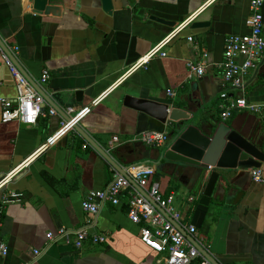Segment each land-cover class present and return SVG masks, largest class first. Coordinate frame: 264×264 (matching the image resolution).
Segmentation results:
<instances>
[{
  "label": "crops",
  "instance_id": "crops-1",
  "mask_svg": "<svg viewBox=\"0 0 264 264\" xmlns=\"http://www.w3.org/2000/svg\"><path fill=\"white\" fill-rule=\"evenodd\" d=\"M112 2L109 15L101 0H52L63 7L62 16L56 18L35 14L33 0H0L1 40L10 51L19 48L14 57L36 84L42 71L49 70L50 81L40 86L47 95L45 109L52 107L59 114L41 118L35 126L5 124L0 104V180L33 156L59 129L67 108L79 110L109 90L78 130L36 155L0 191V264H164L159 262L161 255L141 242V226L128 217L125 198L120 205L106 202L96 215L88 214L82 206L90 193L106 189L119 173L82 134L107 152L122 173L133 164L159 161L160 150L171 141L174 123L163 125L127 106V98L180 109L188 108L195 99L194 111L203 108L205 121L216 127L224 123L247 137L257 135L264 151V114L243 110L228 120L221 117L226 39L249 33L251 0H219L207 7L195 22L208 26L186 28L167 47L166 58L156 57L146 67L135 69L143 56L205 1ZM153 16L176 25L161 24L152 20ZM190 36L194 43L188 41ZM204 53L206 73L202 78L188 79V61L199 62ZM0 82V98L17 96L15 80L1 55ZM168 90L176 95L170 97ZM229 95L264 103V57L245 77L242 88L231 90ZM143 132L166 134L169 141L160 147L136 142ZM115 137L120 143H112ZM166 163L145 165L155 167L152 182L160 183L164 195H175L182 226L197 228L192 238L177 224L184 234L195 245L202 244L220 264H264V181L255 182L251 171L217 169L219 179L210 203L205 205L202 193L194 194ZM148 188L139 191L144 194ZM6 199L12 202L5 204ZM61 228L72 233L87 229L107 241H86L81 249L75 247V241L49 244L48 234H57ZM3 245L8 248L6 255L2 254ZM193 264H199L198 260Z\"/></svg>",
  "mask_w": 264,
  "mask_h": 264
},
{
  "label": "built area",
  "instance_id": "built-area-1",
  "mask_svg": "<svg viewBox=\"0 0 264 264\" xmlns=\"http://www.w3.org/2000/svg\"><path fill=\"white\" fill-rule=\"evenodd\" d=\"M219 0H206L200 9L188 17L180 26L175 28L171 34L157 43L145 56H143L132 69L146 67L150 61L156 57L166 58V51L170 43L186 28L190 27L198 18L200 13L207 7L217 3ZM264 0H251L250 14L247 20L249 33L245 35H232L226 39L224 50V73L222 82V93L220 98L224 101L222 104L223 120H228L236 111H248L254 114H264V103H251L246 97L232 98L229 95L231 90L242 88L245 77L249 72L257 67L258 62L264 57ZM188 41L194 43L192 36L188 37ZM196 48V47H195ZM10 51V50H9ZM13 56L19 53V48L14 47L10 51ZM0 55L8 66L17 88V96L13 99L0 98L2 107L1 121L2 123L18 122L25 126H35L41 118L58 116V112L54 108L45 109L46 101L43 96L34 88L31 82L25 77L15 65L12 58L0 46ZM243 61H239V58ZM207 54H203V59L199 62L188 61V79L193 80L202 78L206 73ZM51 79V73L48 69H44L38 80L39 86L46 85ZM2 83L0 82V87ZM109 90L100 94L90 105L84 106L77 110L69 107L65 110L68 119L62 118L59 129L52 134L47 141L36 151V153L17 166L0 180V191L8 186L12 180L23 169L28 167L31 160L49 148L51 145L58 143L64 137L75 131V128L89 116L93 109L101 104L108 96ZM170 97L176 94L173 90H168ZM136 142H142L151 147H160L169 141V136L159 132H143L135 138ZM113 144L120 143L119 138L115 137ZM126 174L132 178L135 184L140 188L149 185L147 197L140 193L138 187L133 185L130 179L121 174L116 173L110 185L101 191H95L83 201L84 211L90 215L98 214L101 206L106 202L113 205L122 204L125 198L128 207V217L130 220L141 226V242L162 256L159 262L164 264H193L198 260L199 264H212V262L201 253L196 245L184 234L179 228L182 226V212L175 204V195H164L159 182H152V178L156 174L154 166L145 164H136L130 166L126 170ZM253 180L257 183L264 181V171L256 169L253 171ZM15 195L13 194L12 197ZM193 201V198H189ZM12 200H5V204ZM179 226H178V225ZM2 220L0 219V227ZM187 234L194 238L197 234V228L194 225L188 226ZM49 244L60 240L74 242L77 249H81L86 241L93 244L105 243L107 238L91 234L87 229H81L75 233L61 228L57 234H48ZM73 240V241H72ZM201 247L202 244L199 243ZM8 248L2 246V254L6 255ZM36 255L40 252L36 251Z\"/></svg>",
  "mask_w": 264,
  "mask_h": 264
},
{
  "label": "water",
  "instance_id": "water-1",
  "mask_svg": "<svg viewBox=\"0 0 264 264\" xmlns=\"http://www.w3.org/2000/svg\"><path fill=\"white\" fill-rule=\"evenodd\" d=\"M101 2L104 12L111 15L114 8L112 0H101ZM33 12L38 15L60 18L63 14V7L53 4L52 0H33ZM151 19L170 27H175L176 25L175 22L155 16L151 17ZM205 26H208V24L194 22L191 28L198 29ZM0 46L12 58L15 65L27 77L34 88L47 100L44 90L26 74L1 38ZM197 103L194 99L188 108L180 109L148 99L127 98L125 104L155 118L163 125H167L168 121L174 123L171 141L160 150V160L141 162V164L160 166L162 160H165L167 162L165 166L172 169L173 174L181 178V181L194 194L202 193L201 203L208 205L219 179L217 169L233 168L241 171H251V176L253 177V171L263 167L264 151L259 147L262 144L260 143L262 140L257 135L247 137L224 123L216 127L205 121L201 117L203 108L194 111V106ZM64 115L63 117L68 119L65 113ZM78 128L79 126L75 130H78ZM82 136L110 164L116 166L119 173L127 176L131 183L136 185L132 178L126 174V170L132 165L128 166L125 172L122 173L120 171L122 168L107 152L94 144L90 138L85 137L83 134ZM210 169L213 170L210 171ZM138 189L140 188L138 187ZM143 193L147 197V193L144 191ZM196 247L201 253L207 255L206 257L212 264H220L199 244Z\"/></svg>",
  "mask_w": 264,
  "mask_h": 264
}]
</instances>
